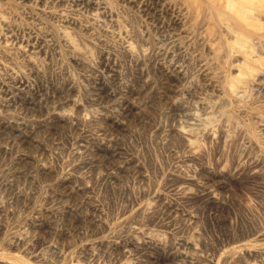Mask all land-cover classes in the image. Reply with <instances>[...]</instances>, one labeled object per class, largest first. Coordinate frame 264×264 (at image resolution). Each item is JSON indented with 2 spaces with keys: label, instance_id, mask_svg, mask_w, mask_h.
<instances>
[{
  "label": "rangeland",
  "instance_id": "obj_1",
  "mask_svg": "<svg viewBox=\"0 0 264 264\" xmlns=\"http://www.w3.org/2000/svg\"><path fill=\"white\" fill-rule=\"evenodd\" d=\"M0 264H264V0H0Z\"/></svg>",
  "mask_w": 264,
  "mask_h": 264
}]
</instances>
